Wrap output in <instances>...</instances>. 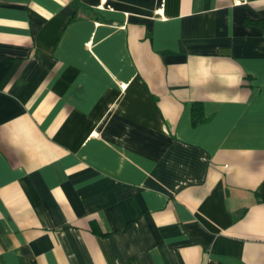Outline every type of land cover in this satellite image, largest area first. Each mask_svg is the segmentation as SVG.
Listing matches in <instances>:
<instances>
[{
  "label": "crops",
  "instance_id": "obj_1",
  "mask_svg": "<svg viewBox=\"0 0 264 264\" xmlns=\"http://www.w3.org/2000/svg\"><path fill=\"white\" fill-rule=\"evenodd\" d=\"M263 198L264 0H0V264H264Z\"/></svg>",
  "mask_w": 264,
  "mask_h": 264
},
{
  "label": "trees",
  "instance_id": "obj_2",
  "mask_svg": "<svg viewBox=\"0 0 264 264\" xmlns=\"http://www.w3.org/2000/svg\"><path fill=\"white\" fill-rule=\"evenodd\" d=\"M203 122L202 112L200 106L193 107V123L195 125ZM264 199V198H263Z\"/></svg>",
  "mask_w": 264,
  "mask_h": 264
}]
</instances>
